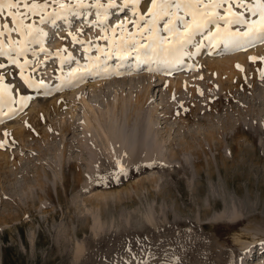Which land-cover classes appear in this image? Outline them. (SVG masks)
Instances as JSON below:
<instances>
[{
  "label": "rangeland",
  "instance_id": "374dc122",
  "mask_svg": "<svg viewBox=\"0 0 264 264\" xmlns=\"http://www.w3.org/2000/svg\"><path fill=\"white\" fill-rule=\"evenodd\" d=\"M16 2L0 0V264H264V42L218 18L228 4L188 40L184 0L155 26L152 0H26L23 19Z\"/></svg>",
  "mask_w": 264,
  "mask_h": 264
},
{
  "label": "snow or ice",
  "instance_id": "6c2138e0",
  "mask_svg": "<svg viewBox=\"0 0 264 264\" xmlns=\"http://www.w3.org/2000/svg\"><path fill=\"white\" fill-rule=\"evenodd\" d=\"M225 4H228V7L225 9L227 16H220L218 17L219 19L224 20L226 24H246L248 30L244 33V35L250 37L251 39L264 42V0H208L207 4H204V0H184L183 7L186 11L191 10L189 14L193 16L192 24H189L187 21L184 22L187 33L186 39L190 40L195 32L200 31L207 23H212L217 18L215 9L221 8ZM233 4L250 12L252 16H257L258 20L248 21L245 18L243 12L237 13L232 10ZM201 5H203L205 9H209L211 11H198ZM9 6L19 8L20 4H18L16 0H12V3ZM181 6L182 5L180 2H178V0H152V8L149 10L151 14L150 23L155 26V23L158 19L172 17L174 13L171 12V9L176 8L177 10H179ZM23 7L25 11L18 13L21 19L26 17L29 13H32V10L35 9L37 5L33 3L31 6H29L26 0H24ZM0 15H2V13H0ZM16 15V13H9V16H11L12 18L13 25H18L20 23V21L17 20ZM197 15L201 17V20L198 21L196 19ZM229 17L231 18L229 19ZM171 24L172 20L168 19L165 24V29L171 31L172 29L169 27V25ZM3 29H8L7 23L3 25ZM11 30L16 29L13 28ZM3 34L4 31L0 30V35ZM2 54L3 53L0 52V55ZM13 63H15V61H13ZM237 67H239V65ZM2 146L3 143H0V147Z\"/></svg>",
  "mask_w": 264,
  "mask_h": 264
},
{
  "label": "bare ground",
  "instance_id": "6f19581e",
  "mask_svg": "<svg viewBox=\"0 0 264 264\" xmlns=\"http://www.w3.org/2000/svg\"><path fill=\"white\" fill-rule=\"evenodd\" d=\"M105 16V15H104ZM102 17H103V14H102ZM44 36V35H43ZM225 41H227V38H223V40L220 42V44L218 45V46H216V47H219V46H222V45H224V42ZM143 99V96H140V98H139V102H141V100ZM88 111H86V125H87V127H89L90 129H91V127L92 126H94L93 124H95L96 122L98 123V125L100 126L99 127V129H101V131H102V134H101V136L102 135H104V136H102V137H104L105 138V140H106V142L108 143L109 142V144L111 145L112 144V140L110 139V137H109V133H108V130L104 127V124L101 122V120H100V118L97 116V114L94 112V109H93V107H91V106H88V109H87ZM95 122V123H94ZM100 131V132H101ZM114 141V144L113 145H115V146H120V143L118 142V139L115 141V140H113ZM135 149L130 153L131 155H130V160L131 161H133V162H136L138 165H140L141 166V164L143 165H145V164H148V163H150L151 162V160H150V158H146L145 160H142L141 161V159L140 158H138V156H135ZM130 161V162H131ZM140 161L142 162V163H140ZM139 162V163H138ZM137 164L136 165H134V166H137ZM130 165H126L125 167L126 168H128Z\"/></svg>",
  "mask_w": 264,
  "mask_h": 264
}]
</instances>
